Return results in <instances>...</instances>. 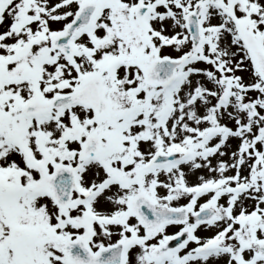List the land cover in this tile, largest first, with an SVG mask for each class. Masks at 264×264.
Instances as JSON below:
<instances>
[{
  "label": "snow or ice",
  "instance_id": "obj_1",
  "mask_svg": "<svg viewBox=\"0 0 264 264\" xmlns=\"http://www.w3.org/2000/svg\"><path fill=\"white\" fill-rule=\"evenodd\" d=\"M0 264H264V0H0Z\"/></svg>",
  "mask_w": 264,
  "mask_h": 264
}]
</instances>
